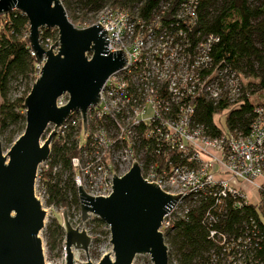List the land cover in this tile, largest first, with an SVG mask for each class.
<instances>
[{
  "label": "built area",
  "instance_id": "obj_1",
  "mask_svg": "<svg viewBox=\"0 0 264 264\" xmlns=\"http://www.w3.org/2000/svg\"><path fill=\"white\" fill-rule=\"evenodd\" d=\"M195 3H179L165 21L160 19L164 5L148 19L135 11L100 7L88 24L100 25L106 49L123 51L125 62L103 80L98 102L85 109L84 131L78 111H71L55 134L70 130L74 141L76 154L69 164L76 196V185L89 196L108 195L111 174L122 175L134 161L142 180L169 195L179 193L161 217V234L185 220L199 199L208 200L201 223L214 246L199 264H263L255 247L260 241L256 224L264 226V101L252 106L245 131L228 129L219 114L217 132L210 135L195 119L196 98L229 106L248 96L236 71L221 59L212 60L217 37L206 34L192 41L181 25L194 20ZM41 40L39 45L48 48ZM27 91L21 87L13 95L23 97ZM64 94L56 97V106L65 103ZM48 168L47 155L34 172L37 200L47 199L40 177ZM55 170L51 165L50 174ZM226 202L231 208L261 205L258 221L248 217L233 232L214 228L210 210H224ZM170 264H176L173 258Z\"/></svg>",
  "mask_w": 264,
  "mask_h": 264
},
{
  "label": "water",
  "instance_id": "obj_2",
  "mask_svg": "<svg viewBox=\"0 0 264 264\" xmlns=\"http://www.w3.org/2000/svg\"><path fill=\"white\" fill-rule=\"evenodd\" d=\"M13 8L26 18L28 49L39 69L22 97V130L3 153L0 149V264H43L37 231L44 211L33 195L36 165L47 157L50 139L69 112L78 111L84 131L85 109L98 102L103 80L125 56L120 49H106L107 37L97 22L75 27L59 0H0V14ZM40 27L56 32L46 49L38 42ZM62 93L66 101L56 106ZM48 124L51 129L41 138ZM110 188L106 196H89L76 185L79 219L93 214L108 230L112 256L104 253L95 264H130L138 253H146L151 264H167L158 227L179 193L169 195L142 180L134 161L122 175L111 174ZM60 220L64 264H71L70 247L85 252L89 236L70 225L64 208Z\"/></svg>",
  "mask_w": 264,
  "mask_h": 264
},
{
  "label": "trees",
  "instance_id": "obj_3",
  "mask_svg": "<svg viewBox=\"0 0 264 264\" xmlns=\"http://www.w3.org/2000/svg\"><path fill=\"white\" fill-rule=\"evenodd\" d=\"M185 0H74L73 4L80 6L83 11L75 20L83 21L85 11L96 12L103 5L112 9L135 11L140 18L148 19L153 12L161 10L162 21L169 20L170 15L177 9V5ZM65 4L62 1V6ZM65 11V10H64ZM194 20L183 22L187 35L194 41L201 35L212 34L217 40L211 45L210 56L213 61L221 59L232 69L244 70L256 78L257 90L264 89V0H196L194 6ZM46 28L39 32L38 41L48 35ZM27 22L23 14L17 9H10L0 14V133L9 125L19 124L15 129V136L23 127L22 97L8 98L6 95L12 90L11 80L18 83L29 78L33 71L34 59L29 52L26 40ZM197 33V35H195ZM41 45V44H40ZM34 79V78H33ZM30 80V84L33 81ZM30 86V85H29ZM29 88L26 86V89ZM247 97L241 96L237 103L226 106L219 103L212 106L209 102L196 98L194 100L195 119L202 123L210 135L217 132L214 120L217 116L223 119L228 129H247L253 105ZM12 132L7 141L13 140ZM76 154L75 144L70 130L62 136L53 135L49 142V168L40 177L47 191V202H53L61 207L77 204L75 188L72 183V169L69 158ZM51 165L56 170L50 174ZM63 172L66 177L63 180ZM208 200L199 199L186 213L185 220H177L163 234L166 243L167 262L171 258L176 264H199L214 245L206 239V226L201 218ZM227 204V202H226ZM224 206L222 209L210 210L214 217V228L227 232L235 231L241 222L248 217L255 222L258 212L262 210L259 204H244L239 208ZM95 219L100 223L97 217ZM260 241L255 247L256 256L264 264V226L256 224ZM53 239L62 236L61 227L55 223L48 229Z\"/></svg>",
  "mask_w": 264,
  "mask_h": 264
},
{
  "label": "rangeland",
  "instance_id": "obj_4",
  "mask_svg": "<svg viewBox=\"0 0 264 264\" xmlns=\"http://www.w3.org/2000/svg\"><path fill=\"white\" fill-rule=\"evenodd\" d=\"M62 4V1L65 2L63 5V9L65 10V14L67 19L75 26L81 27L85 24L90 23L93 20L94 11H85L84 16L85 19L83 21L75 20L76 17L83 11V9L78 6L74 5V0H59ZM43 28L40 27L39 32L43 31ZM48 35L43 36L41 38V43L43 47L45 45H50L56 38V32L54 28H46ZM39 35V33H38ZM39 63L34 61V67L32 73L29 75V78L23 79L18 83L14 82L15 80H11V87L12 90L6 95L8 98L14 97L13 93H17L21 87L26 88L29 87L30 80L35 78L37 75V66ZM236 73L242 83V88L244 91L248 93V100L252 103L255 102H263L264 101V89L257 90L256 85V78L252 77L251 75L247 74L244 70L238 71ZM18 88V89H17ZM64 98H66V94H64ZM222 119H220L221 121ZM19 124H12L9 125L3 132L0 133V149L2 153L8 148L10 142L6 139L8 134L12 132L13 139L15 138V129ZM51 125L48 124L41 135V138L45 136L48 132ZM22 130V129H21ZM66 177V173L63 172L61 178L64 180ZM37 190V181L33 180V191L36 192ZM77 204H69L66 207H61L60 205H56L53 202H47L45 198L40 197L38 198L40 207L44 211V215L42 218V226L37 231V236L40 240V248L42 254V262L43 264H64V253H63V233L62 236L59 238L52 237L49 233L48 229L51 228L55 223L60 226V211L62 208L65 209L68 222L72 227H76L77 229H83L85 233L89 236V241L86 246V254L80 249H75L70 247L71 253V264H84L86 260L90 262V264H95L98 258L107 253L108 256L111 258L112 253L110 250V244L108 242V230L107 226L100 221V223L95 219L96 216L90 214L84 220L79 219V208H78V199L76 196ZM87 256V258H86ZM130 264H151L146 253H138L134 254Z\"/></svg>",
  "mask_w": 264,
  "mask_h": 264
}]
</instances>
